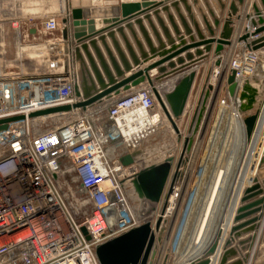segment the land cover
Here are the masks:
<instances>
[{
	"label": "built area",
	"instance_id": "1",
	"mask_svg": "<svg viewBox=\"0 0 264 264\" xmlns=\"http://www.w3.org/2000/svg\"><path fill=\"white\" fill-rule=\"evenodd\" d=\"M69 14L67 10L61 20ZM59 17H40L25 30L13 22L15 66H6L1 60L0 37V119L24 116L0 129V264H99L94 254L97 245L141 223H148L154 233L148 264H155L172 225V240L179 234L190 193L178 218L180 201L196 162L197 171L202 167L205 147L200 157L199 153L209 122L211 132L220 111L226 116L234 112L243 126L238 113L239 81L256 73L264 78V53L237 43L227 68H213L201 116L190 134L187 130L201 83L184 126L181 128L180 119L176 121L178 134L148 83L84 108L30 117L31 112L79 100L75 95L78 76L74 43L70 36L62 38ZM39 31L58 33L26 46L27 35L35 36ZM42 48L57 56L51 57L42 70H25L23 53ZM230 70L237 82L234 96L227 92ZM260 124L264 143V106L256 130ZM199 137L201 144L186 176V165ZM134 150L139 153L130 164L123 165L122 156ZM164 161L170 163V171L162 195L147 206L132 181L140 171ZM254 165L256 170L257 163ZM176 205L178 209L171 214V206ZM158 218L161 221L156 229ZM173 251L172 243L168 252Z\"/></svg>",
	"mask_w": 264,
	"mask_h": 264
},
{
	"label": "water",
	"instance_id": "2",
	"mask_svg": "<svg viewBox=\"0 0 264 264\" xmlns=\"http://www.w3.org/2000/svg\"><path fill=\"white\" fill-rule=\"evenodd\" d=\"M242 3L243 0H70L69 17L61 20V36L63 39L70 36L74 43L78 76L75 95L79 100L72 105L37 110L28 116L84 108L120 91L148 83L178 134L176 121L180 119L181 128L184 126L201 83L187 130L190 134L201 116V105L210 88L208 80L213 68L221 65L222 53L231 49L234 43H244L246 49L264 53V35L257 36L264 31V0L252 1L251 15L245 16L247 26L237 38L232 39L234 17L238 19L236 15ZM250 37L256 38L249 42ZM239 54L240 49H237L236 55ZM143 63L146 64L140 68ZM152 70L154 72L150 74ZM182 73L185 75L171 90L159 91L156 88L155 84ZM226 84L229 96H234L237 82L233 70L226 75ZM263 106L264 79L248 83L238 97V113L247 143L255 133ZM23 117L15 115L0 119V129ZM190 141L191 138L186 139V143ZM138 153L139 150H134L122 156V164H130ZM169 171L170 163L164 161L134 177L135 192L147 206L160 199ZM263 192L264 144L252 183L244 185L240 192L217 264H243L248 257L244 251L253 235L240 237L256 229L258 217L255 213L264 206V196H260ZM160 221L158 218L156 229ZM221 235L219 230L207 250L185 264H210ZM154 239L150 225L141 223L97 245L94 254L99 264H148ZM262 255L264 245L259 247L256 257ZM252 264H264V257Z\"/></svg>",
	"mask_w": 264,
	"mask_h": 264
},
{
	"label": "rangeland",
	"instance_id": "3",
	"mask_svg": "<svg viewBox=\"0 0 264 264\" xmlns=\"http://www.w3.org/2000/svg\"><path fill=\"white\" fill-rule=\"evenodd\" d=\"M69 3H70V0H0V37L2 38V43H3V46L1 47V52L4 53L3 58L1 60L3 61V63L6 64V66H15V63H16V56H15L16 49L14 46V39H13V34L15 32V28H14L15 25L13 24V22H16L17 26L22 27L23 28L22 30H25L26 26L30 25L31 23L38 22L37 20L40 17H44L47 15H59L60 16L59 20H61V18L64 17V13L61 12L62 7L63 8L66 7L65 11H67L69 7ZM57 33L58 32L51 34V33H44L42 31H39L35 33V36L28 34L24 44H27L26 46H30L33 44L41 43L44 40L53 38L55 35H57ZM22 56H23V59L27 61L24 66V69L27 71L33 72V71H38V70H42L46 68L48 66V62L50 58L56 57L57 53L46 52L45 49L42 48L40 51L30 50L29 52L23 53ZM256 79L259 80L258 77H254L252 78V81ZM234 110L235 109H233V111ZM226 117L227 116L224 113L223 123H222V127L220 128V132L219 133H217L216 131L212 132L214 134L210 138V141H208V145H207L206 141H207V138L210 132V126L212 123L211 121L209 122V126L207 127V132L205 133L203 147L199 153V157H200L205 147L204 155L206 156L207 160L210 161L209 169L207 172V178H206L207 180L206 179L204 180L203 185H202L203 188L201 187L199 192L196 193V196H195L196 202L194 198H193L194 201L190 199V203L188 204L187 211L185 215L183 216L182 221L180 222L178 236H176L174 241L172 240V238L174 237L173 236L174 234L171 231L172 229H174V225H172L171 230L169 231L168 238H167V235H166V238H164L163 242H165V247H164L165 249H164V256H163V264H172L173 262L174 264H179V263L184 264L185 262H187L184 255L181 254V252H179V249H178L179 238L183 232L184 225L187 222L188 229H190L191 231V227L195 223V218L197 214L195 211L200 210L199 209L200 207H201L200 212H202V210L204 209L202 208L203 206H198V205L200 204V200L202 199L204 201L208 196L207 194H209V192L207 191L208 188H206V186H210V184H212L213 178L216 175L218 169H219L218 171L220 170L224 171L226 169V165L229 159H231V163L233 162V164H235L233 166L234 175L231 176L229 180H226L227 182L225 186H228L229 189H227V191L224 193L223 211H221V215H218V219H219L218 227H220L222 230H223V227L224 228L225 226L227 227L226 224L230 220L232 211L229 210L226 216L224 215L225 214L224 212L228 206H232V200H233L232 193H233V189L235 187V183L237 181L238 175L240 172H242V169H245L246 168L245 166H247L250 163L251 154L252 156H254L256 153L251 152L250 144L247 147V149L242 152H240L238 148H236V152L233 151L234 146H232V140H231L230 135L226 141L227 143L224 144L225 142L224 137L226 136V133H227L226 132L227 130L226 129V121H227ZM236 118L239 120L237 116ZM257 131L258 130L255 131V134ZM261 140L263 141L262 138ZM262 141L259 142V146L260 144L262 146ZM194 154L195 153L192 154V157L195 159L194 156H196V154L195 155ZM197 163L198 162H196V167H197ZM196 167L194 171L191 173L190 178L188 179V185H187L188 188L184 193L183 199H181L180 201V207L176 205L177 209L179 207V211L177 214L178 218H180L181 212L188 199V193H190V190H191L190 188L195 186L196 171H197ZM203 193L204 195L202 196ZM178 197H180V193ZM174 221H175V218L173 219V224H174ZM218 227H216V229ZM213 239L211 240L213 241ZM172 242H173L174 251L168 252V249H170ZM254 258H255L254 261H256V259L257 260L262 259L261 257H257V258L254 257Z\"/></svg>",
	"mask_w": 264,
	"mask_h": 264
},
{
	"label": "crops",
	"instance_id": "4",
	"mask_svg": "<svg viewBox=\"0 0 264 264\" xmlns=\"http://www.w3.org/2000/svg\"><path fill=\"white\" fill-rule=\"evenodd\" d=\"M253 0H243L242 6L240 7L238 13H237V17L238 19H235L234 17V30H233V34H232V39L234 40L235 38H237V36L239 34H241L244 31V28L247 26V19H246V15H251V4H252ZM66 7H62V11L63 13H65L66 11ZM225 15V12L223 14V16ZM264 16V12L262 14ZM220 30V26L217 30V33ZM250 30V29H249ZM264 35V31L259 33L257 36H262ZM256 37H250L248 40L249 42L251 40H253ZM235 44H233V46L231 47V49H227L226 51L223 52V58H222V70H225L227 68V59L229 58V56L231 55V50L235 47ZM193 49H190V51H192ZM225 56V57H224ZM173 60V59H172ZM146 63H143L140 66V68H142ZM136 69V68H134ZM154 70L150 71V74H153ZM223 113V112H222ZM224 114V113H223ZM226 136L224 137V144H226L227 139L229 137V135L231 136V140H232V146H234L233 151L236 152V148H238V140H239V134H240V130H241V123L240 121L236 118L234 113H231V115L229 114V116L226 117ZM262 124H260L258 126V131L256 132V134L254 133L253 135V143H250V147H251V152L256 153L254 156H252L251 154V159H250V163L245 166V169H242V172L239 175V179H237L236 183H235V187L233 189V193H232V206H228L225 210V216L228 214V211L231 210L232 214L234 212L235 207L238 205V198L240 195V192L243 188V186L245 185V179L248 175L253 176L255 173V165L257 163V159L259 158L260 154H261V150L263 147V141L261 140L262 138ZM263 139V138H262ZM252 140V139H251ZM262 141V146L260 144L259 146V142ZM197 147L198 145L194 148V152L195 153L197 151ZM196 154V153H195ZM194 154V155H195ZM195 157V156H194ZM193 160V157H192ZM191 160V162H192ZM233 165V162L231 163V159H229L227 165H226V169L224 171H218L216 175L213 178L212 184H210V186H206V188H208V192L211 190L212 191V201L213 199H216V206H217V202L219 200V198L221 197V193H222V189L225 186L226 182L225 181V177H227L228 171L231 170V167ZM252 171L249 172V169L252 168ZM249 168V169H248ZM239 180V181H238ZM207 185V184H206ZM210 188V190H209ZM204 194V193H203ZM202 194V196H203ZM179 196V195H178ZM260 196H264V192L262 193V195ZM202 201V199H201ZM205 201V200H204ZM200 202L199 206H203L202 208H204L202 210V212H200L201 207L199 208L200 210L197 211L196 214V222L194 225H192L191 227V231L190 229H188V224L186 222V224L184 225V229L183 232L179 238V244H178V249L179 252H181V254L184 255L185 259L187 261L191 260L195 255L196 252H198V250L205 244V242L207 241V236L209 234V230H210V222L213 218V215L215 213V208L212 210V208L210 209V205L208 207H204L205 203ZM202 204V205H201ZM176 208V206H174V209ZM174 211V210H172ZM231 214V217H232ZM167 215V214H166ZM218 215H221V212H219ZM255 216L258 217L257 219V227L256 229H254L253 231L242 235L240 238H246V237H250L253 235L252 241L251 243H249V245H247V250L244 251L248 254V257L246 258V260L244 261L243 264H252L255 260L254 257H256L257 251L259 250L260 246L264 245V241H263V235H264V206L261 207V210L255 213ZM174 217V214H173ZM231 217L229 222L226 224L227 227L225 226V228L223 227L222 230V235L221 238L219 239V244H218V248L217 251L214 255H212L210 257L211 259V263L210 264H217L218 258H219V254L222 252V248H221V244L223 242V239L225 238L227 231L229 230V227L231 226ZM218 227V225L216 226ZM216 227H214L213 230L216 229ZM212 242V240L210 241V243ZM165 247V242L162 243L161 247H160V251H159V255L156 259L155 264H162L163 263V256H164V248ZM243 252V253H244ZM264 255L261 256V258H263ZM257 258V257H256ZM257 260V259H256ZM174 264V262L172 263ZM181 264V263H179Z\"/></svg>",
	"mask_w": 264,
	"mask_h": 264
},
{
	"label": "bare ground",
	"instance_id": "5",
	"mask_svg": "<svg viewBox=\"0 0 264 264\" xmlns=\"http://www.w3.org/2000/svg\"><path fill=\"white\" fill-rule=\"evenodd\" d=\"M222 55H223V53H222ZM225 57V56H224ZM230 57V56H229ZM222 58H223V56H222ZM229 60V58L227 59V61ZM221 64H222V61H221ZM261 73V72H260ZM185 75V73H182V74H179V75H176L175 77H173V78H169V79H167V80H164V81H162V82H160V83H158L156 86V88L159 90V91H169V90H171V88L175 85V83L180 79V77H182V76H184ZM261 75H262V73H261ZM254 77H258L259 78V80H253L252 81V78H254ZM262 79H264V78H261L260 76H259V74L258 73H256L255 75H253V76H251L250 78H244V79H242V81H239V83H240V87H239V94L241 93V91H242V89L248 84V83H253V82H260ZM222 112L223 111H220L219 113H218V115H217V120H216V122H215V124H214V126H212V130H211V132H210V134H209V136H208V138H207V141H206V144L208 145V141H210V138L212 137V135L214 134V133H212V132H214V131H216L217 133H219L220 132V128L222 127V123H223V114H222ZM216 137V136H215ZM252 140L249 142V143H247L246 141V136H245V132H244V127L242 126L241 127V130H240V134H239V140H238V150L240 151V152H242V151H244V150H246L247 149V147L249 146V144L250 143H253V140H254V138L252 137L251 138ZM201 140H202V137H199V139H198V141L196 142V144H195V146H194V148L198 145V148H199V146H200V144H201ZM218 140V139H217ZM194 148H193V150H192V152H191V156H190V158L188 159V163H187V168H186V170H185V174H186V176H187V174L191 171V168H192V165H193V163H194V161H195V159L193 158V160H192V162H191V159H192V154H193V152H194ZM215 148V147H214ZM197 151H198V149H197ZM196 153V152H195ZM260 157V156H259ZM209 163H210V161L209 160H207V158H206V156L205 155H203V161H202V167H200L199 168V170L197 171V176H196V180H195V187L193 188V190L190 192V196H189V199H188V202H187V206H188V204L190 203V199L191 200H193V198H194V200H195V202H196V199H195V196H196V193L197 192H199V190L201 189V187H202V185H203V182H204V180L207 178V172H208V169H209ZM235 164H233L232 165V167H231V170L228 172V175H227V177H225V181L226 180H229V178H231V176H233L234 175V171H233V166H234ZM225 167V166H224ZM249 169V168H248ZM252 169H253V167L252 168H250L249 169V172H251L252 171ZM241 173V172H240ZM240 173H239V175H240ZM239 175H238V177H239ZM254 176V175H253ZM253 176H251V175H248L247 177H246V179H245V185H248V184H250V183H252V177ZM238 179V178H237ZM207 180V179H206ZM203 188V187H202ZM227 189H229V187L228 186H224L223 187V189H222V193H221V197L219 198V200H218V202H217V206L215 205L216 204V199H213V201H212V191L210 190L209 191V194H207L208 196H207V198L205 199V201H204V203H205V208L206 207H208L209 205L211 206L210 207V209L212 208V210L214 209V207L216 206V208H215V213H214V215H213V218H212V220H211V222H210V230H209V234H208V236H207V241L205 242V244L198 250V252H196V255L192 258V259H194V258H196V257H199L200 255H202L206 250H207V248L211 245V243L217 238L216 236H217V233L219 232V230H221L222 231V229L220 228V227H218L217 229H216V231L215 230H213L214 229V227H216L218 224H219V219H218V214H219V212H221V211H223V203H224V193L227 191ZM201 194V193H200ZM177 194H175L174 195V197L171 199V200H173V202H174V199H175V196H176ZM198 195H199V193H198ZM197 195V196H198ZM204 195V194H203ZM180 196H181V194H180ZM202 197V196H201ZM204 199V198H203ZM178 200H179V198H178ZM193 200V201H194ZM200 202H202L203 203V200L201 201L200 200ZM178 206V205H177ZM193 206V205H192ZM199 206V205H198ZM188 208V207H187ZM176 209H177V207H176ZM172 210H174V207L172 208V206H171V210H170V212H171V214H172ZM152 210H150L148 213H150ZM186 211H187V209L185 210V212H184V215H185V213H186ZM196 213H197V211H195ZM195 213V214H196ZM167 215H168V213H166ZM182 221V220H181ZM191 222V221H190ZM195 222H196V218H195ZM195 224V223H194ZM213 237H214V239H213ZM211 239H213V241L210 243V241H211ZM173 243V242H172ZM191 259V260H192ZM190 261V260H189ZM188 262V261H187ZM218 262V261H217ZM186 263V262H185ZM184 263V264H185ZM163 264V263H162Z\"/></svg>",
	"mask_w": 264,
	"mask_h": 264
}]
</instances>
